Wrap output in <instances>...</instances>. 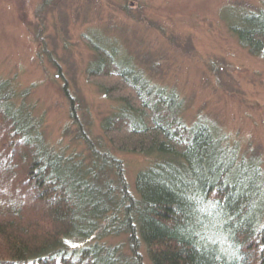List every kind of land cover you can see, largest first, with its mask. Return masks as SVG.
<instances>
[{"label":"trees","instance_id":"16d2710c","mask_svg":"<svg viewBox=\"0 0 264 264\" xmlns=\"http://www.w3.org/2000/svg\"><path fill=\"white\" fill-rule=\"evenodd\" d=\"M261 3L231 31L264 57ZM90 44L88 78L119 104L98 136L71 112L80 150L50 147L28 90L0 78V264H264L260 155ZM119 152L146 159L132 183Z\"/></svg>","mask_w":264,"mask_h":264},{"label":"rangeland","instance_id":"374dc122","mask_svg":"<svg viewBox=\"0 0 264 264\" xmlns=\"http://www.w3.org/2000/svg\"><path fill=\"white\" fill-rule=\"evenodd\" d=\"M47 2L0 0V78L28 90L26 103L43 117L50 147L80 150L75 121H91L90 135L98 136L102 118L117 110L119 102L88 78L93 41L154 84L176 86L189 112L201 108L242 150L259 154L264 168V57L249 55L231 31L238 10L261 0ZM117 155L132 183L146 159Z\"/></svg>","mask_w":264,"mask_h":264},{"label":"bare ground","instance_id":"6f19581e","mask_svg":"<svg viewBox=\"0 0 264 264\" xmlns=\"http://www.w3.org/2000/svg\"><path fill=\"white\" fill-rule=\"evenodd\" d=\"M32 123L34 124V122L31 120L29 122V125H31ZM196 230H206V229H204L203 225L202 226L201 225H198V226H196Z\"/></svg>","mask_w":264,"mask_h":264}]
</instances>
